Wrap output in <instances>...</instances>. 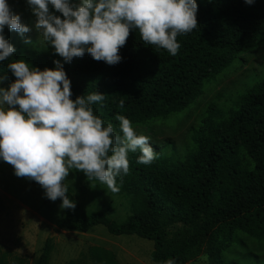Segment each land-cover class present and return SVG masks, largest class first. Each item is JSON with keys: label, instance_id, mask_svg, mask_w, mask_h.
<instances>
[{"label": "trees", "instance_id": "16d2710c", "mask_svg": "<svg viewBox=\"0 0 264 264\" xmlns=\"http://www.w3.org/2000/svg\"><path fill=\"white\" fill-rule=\"evenodd\" d=\"M196 3L198 25L190 33L178 34L180 48L175 56L145 44L138 29H131L119 49L121 61L114 65L97 61L87 52L64 62L30 19L28 27L36 36L30 32L22 36L5 26L3 35L15 52L0 61V74L13 83L16 77L8 69L12 61L23 59L30 67L44 70L54 69V61L60 60L71 81V99L104 94V101L91 107L117 132V115L128 118L133 128L168 117L189 107L203 93L205 82L215 80L237 58L244 61L241 54L264 41V0ZM149 144L157 153L153 162L140 164L139 151L129 152V172L116 178L119 190L114 193L128 196L131 207L123 220L117 222L103 210L79 213L80 192L67 191L76 207L64 209L56 226L87 232L103 225L114 235L150 239L155 264L168 259L193 264L203 253L208 264H241L225 253L252 254L249 238L264 240V68L261 78L226 109L214 103L206 106L182 144L170 138ZM51 249L52 240L47 237L33 264H49ZM87 255L94 264H120L112 250L100 245L89 246ZM7 257L1 253L0 264ZM10 260L25 264L16 255ZM77 263L78 259H70L66 264Z\"/></svg>", "mask_w": 264, "mask_h": 264}, {"label": "clouds", "instance_id": "9594fccd", "mask_svg": "<svg viewBox=\"0 0 264 264\" xmlns=\"http://www.w3.org/2000/svg\"><path fill=\"white\" fill-rule=\"evenodd\" d=\"M36 17L35 28L55 53L70 63L85 52L109 65L121 61L119 49L131 29H138L143 42L175 56L178 34L190 33L198 25L196 0H27ZM252 4L253 0H245ZM51 5L60 16L49 10ZM0 0V61L15 48L3 35L5 26L23 34L30 31ZM25 43H31L25 40ZM55 68L40 70L23 59L8 69L16 77L8 89L0 87V158L12 165L17 177L39 183L51 201L62 199V209L74 210L64 180L70 169L82 171L118 191L116 178L129 172V152L139 151L137 162L151 164L156 151L149 137L137 134L131 121L117 115L119 132L112 123L94 115L93 103L104 94L93 92L71 99V81L60 60ZM5 79L0 77V82ZM121 100L119 107H123ZM18 106V107H17ZM163 264H175L168 259Z\"/></svg>", "mask_w": 264, "mask_h": 264}, {"label": "rangeland", "instance_id": "374dc122", "mask_svg": "<svg viewBox=\"0 0 264 264\" xmlns=\"http://www.w3.org/2000/svg\"><path fill=\"white\" fill-rule=\"evenodd\" d=\"M13 14H18L21 23L28 26L27 19L35 27L36 17L27 0H6ZM78 5L80 0H70ZM49 10L57 12L51 5ZM62 15H60L61 17ZM31 26V25H30ZM30 29V28H29ZM36 36L35 30L29 31ZM240 58L227 66L215 80L205 82L203 93L185 110L168 117L138 124L134 130L150 140L161 141L170 138L182 144L188 129L196 116H200L210 103L226 109L238 94L262 76L264 68V41L251 46ZM0 77H3L0 74ZM7 79L0 87L8 89ZM18 107V106H17ZM68 192H80L77 200L79 213L89 214L103 210L117 222L131 212L129 197L112 192L106 184L96 179H88L82 171L70 169L64 180ZM62 201H51L43 188L30 179L17 177L12 165L0 158V254L7 253L4 264H13L12 255L24 259L25 264H33L41 253L47 237L52 240L49 264H66L70 259H78L77 264H94L88 257L89 246L100 245L112 250L120 264H155L150 253L153 241L135 234L114 235L103 225H96L87 232H78L56 226V221L64 215ZM249 251L252 254L225 253V257L235 258L241 264H264V240L249 238ZM243 252V251H241ZM255 255H259L256 259ZM193 264H208L206 254L196 257Z\"/></svg>", "mask_w": 264, "mask_h": 264}]
</instances>
